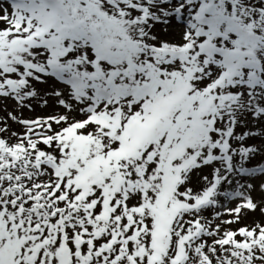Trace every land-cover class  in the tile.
I'll return each instance as SVG.
<instances>
[{
	"label": "snow or ice",
	"instance_id": "obj_1",
	"mask_svg": "<svg viewBox=\"0 0 264 264\" xmlns=\"http://www.w3.org/2000/svg\"><path fill=\"white\" fill-rule=\"evenodd\" d=\"M0 112V264H264V0H0Z\"/></svg>",
	"mask_w": 264,
	"mask_h": 264
},
{
	"label": "rangeland",
	"instance_id": "obj_2",
	"mask_svg": "<svg viewBox=\"0 0 264 264\" xmlns=\"http://www.w3.org/2000/svg\"><path fill=\"white\" fill-rule=\"evenodd\" d=\"M8 107L9 109H11L12 105H13V102L12 101H8ZM46 111H51V109H47ZM5 113L3 112H0V115H4ZM37 114H44V110H41L38 106L36 108V112L34 113H29V112H25L24 115L26 117L28 116H35ZM9 123L11 124V121H9ZM249 127H251V125H249ZM12 128L16 129L17 131H20L21 129H19V127L15 124H12ZM241 131H243V129H241ZM250 142H259V141H250ZM205 174H207V170L205 172ZM257 184L259 183V181H255ZM254 199L257 201V202H260L261 201V194L258 193V192H255L252 194ZM264 206V205H262ZM230 207H234V205H230ZM224 219H228L229 217L228 216H224L223 217ZM254 220H264V216L261 215V213L259 212V210H257L255 213H252V212H249L247 214V217L245 218V220L243 221L244 223H252ZM233 227H236V225H233Z\"/></svg>",
	"mask_w": 264,
	"mask_h": 264
}]
</instances>
